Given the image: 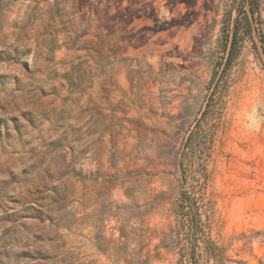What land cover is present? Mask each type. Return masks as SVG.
Masks as SVG:
<instances>
[{
    "label": "rangeland",
    "instance_id": "obj_1",
    "mask_svg": "<svg viewBox=\"0 0 264 264\" xmlns=\"http://www.w3.org/2000/svg\"><path fill=\"white\" fill-rule=\"evenodd\" d=\"M238 3L0 0V264H180L181 244L168 242L175 159L198 122L195 159L210 155L214 207L206 232L225 264H264L256 32L210 99ZM260 8L264 21V0ZM66 73L85 91H70ZM69 125L78 140L51 149ZM70 147L76 174H65Z\"/></svg>",
    "mask_w": 264,
    "mask_h": 264
},
{
    "label": "trees",
    "instance_id": "obj_2",
    "mask_svg": "<svg viewBox=\"0 0 264 264\" xmlns=\"http://www.w3.org/2000/svg\"><path fill=\"white\" fill-rule=\"evenodd\" d=\"M235 8L237 15L232 25L229 17L224 24L223 34L220 40L221 55H219V59L215 63L216 68L212 77L214 86L210 99L213 98L215 90L225 80L226 72L244 39L252 36L256 32L264 48V21L260 8V0H239ZM231 9L228 8L227 12L230 13ZM65 75L70 91L74 89H78L79 92L85 91L86 86L78 81H74L71 78V73H66ZM80 76L81 74H78V78ZM199 124L198 122L190 130L183 145L181 159L179 158L178 152H176L175 166L182 168V179H178L181 187L175 207L178 228L170 234L169 238L171 241L168 242L175 243L176 246L181 244L178 247L180 264H225V261L229 259L226 258L224 248L218 245L206 232L213 216L214 207L213 202L207 194L209 181L207 161L210 155L209 153H205L199 159H195L196 152L203 150L197 138V126ZM80 130L81 128H74V126L69 125V130L63 133L61 139L49 142L51 149L56 150L62 148L65 146L63 142L78 140V132ZM68 153L70 160L65 166L67 170L65 174H76L75 165L77 159L73 147H70ZM189 179H191V182L188 184V188H185L184 181H188ZM72 193L73 191L69 192L68 196L73 195ZM62 199L66 200L65 197ZM50 211L51 209H46V212ZM70 226L68 225L67 228L69 229Z\"/></svg>",
    "mask_w": 264,
    "mask_h": 264
}]
</instances>
